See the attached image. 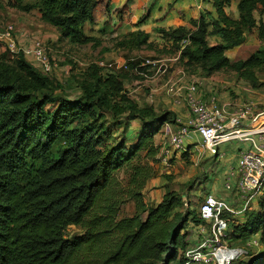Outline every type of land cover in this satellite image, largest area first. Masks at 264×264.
Segmentation results:
<instances>
[{
	"label": "trees",
	"instance_id": "obj_1",
	"mask_svg": "<svg viewBox=\"0 0 264 264\" xmlns=\"http://www.w3.org/2000/svg\"><path fill=\"white\" fill-rule=\"evenodd\" d=\"M102 1L9 0V5L39 12L44 23L57 29L60 42L97 48L101 40L85 27L95 22ZM234 2L238 19L226 12ZM211 3L216 16L204 12L190 28L160 29V53L175 56L185 70L198 68L205 77L232 71L259 89L264 50L240 61H232L227 52L244 45L254 31L264 39V21L255 17L258 7L264 11V0ZM213 37L216 44L210 43ZM150 38L139 29L116 48H153ZM6 52L14 61L0 58V264H178L193 247L189 238L204 223L199 210L180 212L187 203L174 190L149 207L144 189L154 176L151 166L132 167L126 187L116 178L142 150L159 161L155 137L166 124L181 125L174 112L157 113L126 94V81L143 80L152 67L143 65L146 60H128L125 69L106 72L91 64L79 84L81 95L68 98L55 94L62 85L23 54ZM132 122H139L138 131L133 132ZM127 201L135 203L136 213L119 218ZM243 214V220L227 217L228 243L239 247L259 235L260 248L234 264H264V196ZM71 227L82 232L70 233Z\"/></svg>",
	"mask_w": 264,
	"mask_h": 264
},
{
	"label": "rangeland",
	"instance_id": "obj_2",
	"mask_svg": "<svg viewBox=\"0 0 264 264\" xmlns=\"http://www.w3.org/2000/svg\"><path fill=\"white\" fill-rule=\"evenodd\" d=\"M235 4L237 5L238 3L234 2L232 5ZM229 15L233 18L232 14L229 13ZM255 17L257 21L261 19L264 21L262 7H258ZM9 24L15 26V36L24 45L28 43L30 38L39 39L44 43L46 53L51 62L57 64L49 74L54 83L62 85L61 89H56L55 94L57 95L68 98L80 96L81 90L79 84L84 78L85 70L91 64H98L102 61L114 62L120 66L128 60H154L155 65L150 70L151 73L146 75V78L143 80L126 81V94L146 108L153 106V102H158L157 98H161L162 95L167 94L169 96L167 86L180 71H184L185 78L190 79V83L205 78L198 68L185 70L175 56L161 54L160 52L163 49L162 41L150 38V42L156 44L153 48L147 45L133 50L128 48L117 49L116 43L123 40L124 36H114V31L108 28L103 31V34L105 33L104 36L99 37L101 40L99 47L94 48L92 45L73 46L68 41L60 42L58 40L57 29L46 25L44 22H39L31 13L14 9L9 5V0H0V30ZM37 35L41 37L38 38ZM43 37H46L45 41L42 40ZM216 41L217 38L213 37L210 43L216 44ZM258 49L264 50V39L259 38L258 32L254 31L247 35L244 45L230 50L227 52V56L232 61L245 60ZM7 53L5 47L0 44V58L4 57L12 63L14 57ZM262 57L264 58V54ZM29 61L32 63V60ZM105 71L107 72V70ZM115 72H118V70H115ZM212 77L213 82L220 86V89H223V86H229L224 91H230L231 97H238L232 91V88L240 89L245 96L244 102L253 100L259 104V109H264V72L258 73L259 81L262 84L259 89H254L247 82L239 80L232 71H222ZM250 95L253 97L249 99ZM168 98L172 100L177 99L176 96ZM163 106L170 108L173 106V101L171 103L170 101L169 103H158L157 113L168 111L163 110ZM131 126L133 132L140 129L139 122H132ZM122 132L123 127H120L116 132L117 136H120ZM154 140L155 144L158 145L156 140L159 141L160 137L158 139L155 137ZM150 153L151 151L149 150H142L128 167L116 174L117 180L122 186L126 187L132 174V167L136 165L151 166L154 176L147 181L144 189L145 203L149 207L156 206L161 201L164 193L168 190H174L187 203L184 208L180 209V212H185L187 208H191L198 213L199 206L204 198V192L200 191L199 188L200 182L204 179L203 173L198 170L191 159L183 155L184 153L180 154L178 159H173V168L170 170L162 167L160 161H158V157L153 158ZM191 205L192 207H190ZM120 210L121 214L119 218L132 217L136 213L135 203L127 201L121 206ZM193 227L195 226L191 223L188 229L192 232L195 229ZM69 232L78 233L82 232V230L71 227Z\"/></svg>",
	"mask_w": 264,
	"mask_h": 264
},
{
	"label": "built area",
	"instance_id": "obj_3",
	"mask_svg": "<svg viewBox=\"0 0 264 264\" xmlns=\"http://www.w3.org/2000/svg\"><path fill=\"white\" fill-rule=\"evenodd\" d=\"M15 33L13 24L4 27L0 30V44L11 54H23L43 74L49 75L57 64L51 62L44 43L30 38L24 45ZM154 63V60H146L143 65L153 68ZM98 65L111 71L126 68V62L119 66L114 62L102 61ZM184 78V71H180L168 84L167 93L177 97L179 83ZM198 89L199 82H192L187 87L186 102L192 117L176 131H169V138L161 147L159 155L161 166L167 170L173 167L172 159L186 151L185 140L192 133L201 137L203 147L212 156H219L220 146L233 140L246 143L249 147L241 153L238 167L225 185V191L239 199L240 208L236 210L227 200L212 194L206 195L199 206L204 223L196 227L197 242L182 253L178 264H234L244 258L249 250L230 246L227 240V217L245 213L264 196V109H259L255 102L237 104L232 111L215 101L205 104L196 97ZM249 120H252L251 125L245 128L243 125ZM258 245L259 242L255 241L250 246Z\"/></svg>",
	"mask_w": 264,
	"mask_h": 264
},
{
	"label": "crops",
	"instance_id": "obj_4",
	"mask_svg": "<svg viewBox=\"0 0 264 264\" xmlns=\"http://www.w3.org/2000/svg\"><path fill=\"white\" fill-rule=\"evenodd\" d=\"M106 5L107 0H103L95 10V22L85 27L88 35L96 38L103 37L105 34H103V31L109 28L114 31V36L120 37L140 29L150 34L152 40L161 41L160 29L180 26L190 28V22L199 19L200 15L204 12H211L213 16H216V11L211 0H130V2L129 0H111L110 14L106 12ZM121 9H123L122 13L120 12ZM226 12L232 14L234 19L239 18L236 4L228 7ZM31 14L39 22L43 23L39 12L34 11ZM144 14L147 16V19L137 26ZM37 37L40 38L41 36L37 35ZM45 39L46 37H43L42 40L45 41ZM202 75L204 74L202 73ZM197 82H199V89L196 97L205 104H210L212 101H215L218 105L232 111L234 106L244 102L245 96L240 89L232 88V91L238 97H231L230 91H224L229 86H223V89H220V86L213 82V77L198 79ZM189 84L190 79H181L179 83L180 92L176 100L169 99L168 97L174 96H168L166 94L162 95L161 98H157L158 102H153L152 105L157 109L158 103H169V101L171 103L173 101V106L170 108L163 106V110L174 112L179 124H187L192 117L189 105L186 102L187 87ZM252 97L250 95L248 98L250 99ZM247 102L254 101L248 100ZM255 104L259 105L258 103ZM251 122L252 120L246 121L243 126L245 128L250 127ZM178 127L179 125L166 124L156 136V139L160 137L159 141L156 140L157 144L162 147L169 138V131H176ZM185 147L186 151L183 152L184 154L186 153L185 157L191 159L198 170L204 175V179L199 185L200 191L204 192V197L212 194L218 198L227 200L238 210L241 206L239 199L233 194L226 192L225 185L231 179L232 173L237 169L241 153L248 149L249 146L239 140H233L220 146L219 156H212L203 147L201 137L192 133L186 138ZM183 153H178L173 159H178L179 155ZM232 183H235V180H232ZM234 217L243 220L244 214H239ZM255 241L259 242V235H254L245 244L236 246L248 248V250H258L260 245L250 246ZM189 242L190 246H194L197 242V237L191 235Z\"/></svg>",
	"mask_w": 264,
	"mask_h": 264
}]
</instances>
